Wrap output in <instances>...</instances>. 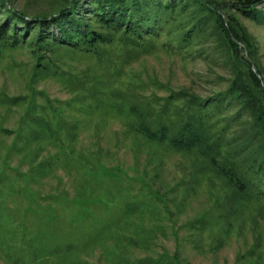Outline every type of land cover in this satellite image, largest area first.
Returning <instances> with one entry per match:
<instances>
[{
	"label": "rangeland",
	"instance_id": "374dc122",
	"mask_svg": "<svg viewBox=\"0 0 264 264\" xmlns=\"http://www.w3.org/2000/svg\"><path fill=\"white\" fill-rule=\"evenodd\" d=\"M2 1L30 17L55 2ZM239 19L264 70V24ZM168 29L107 31L97 54L39 46L36 29L0 39V264H264V219L258 237L240 229L254 203L211 156L138 130L175 135L195 114L183 92L203 100L227 84L221 62L176 53ZM210 183L236 198L227 220Z\"/></svg>",
	"mask_w": 264,
	"mask_h": 264
},
{
	"label": "trees",
	"instance_id": "16d2710c",
	"mask_svg": "<svg viewBox=\"0 0 264 264\" xmlns=\"http://www.w3.org/2000/svg\"><path fill=\"white\" fill-rule=\"evenodd\" d=\"M51 6V11H36L30 17L0 0L4 12L0 39L22 43L36 29L34 40L39 46L54 43L97 54V45L110 40L107 31L152 37L168 25L169 46L180 56L200 57L208 64L221 62L228 72L225 88L203 100L183 92L188 102H194L195 114L175 135L168 137L165 128L150 130L144 125L138 130L178 150L197 148L201 155L211 156L218 174L233 186L232 193L253 201L255 207L244 211L239 224L258 237L264 219V70L257 42L239 17L264 24V0H55ZM52 27L56 33L50 31ZM207 138L217 142L209 144ZM252 180L261 182L259 188ZM210 186L214 201L209 207L224 212L227 220L236 198H223L219 186ZM148 256L145 264L153 260Z\"/></svg>",
	"mask_w": 264,
	"mask_h": 264
},
{
	"label": "water",
	"instance_id": "95a60500",
	"mask_svg": "<svg viewBox=\"0 0 264 264\" xmlns=\"http://www.w3.org/2000/svg\"><path fill=\"white\" fill-rule=\"evenodd\" d=\"M253 70H254V72L258 75V73H257L256 68L254 67V65H253ZM263 85H264V84H263Z\"/></svg>",
	"mask_w": 264,
	"mask_h": 264
}]
</instances>
